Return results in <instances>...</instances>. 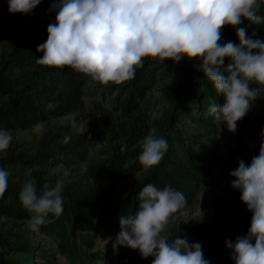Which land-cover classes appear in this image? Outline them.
<instances>
[{
    "label": "clouds",
    "instance_id": "clouds-1",
    "mask_svg": "<svg viewBox=\"0 0 264 264\" xmlns=\"http://www.w3.org/2000/svg\"><path fill=\"white\" fill-rule=\"evenodd\" d=\"M41 3L8 0L13 14L31 13ZM262 7L264 0H53L50 10L56 12V22L47 26L48 38L37 47L43 56L36 63L61 69L69 66L108 86L133 80L145 58L162 64L166 60L179 64L185 57L199 61L195 66L223 97V103H213L209 112L235 133L237 122L264 94V42L249 38L241 27L244 19L264 23ZM226 26L236 30L239 45L220 42ZM11 141V134L0 129V153L8 150ZM168 147L164 138L150 132L138 156L144 171L158 166ZM230 175L235 178L232 187L241 193L252 218L247 234L227 241L226 246L235 264H264V141L251 163L239 160ZM8 176L0 168V198L7 190ZM63 188L64 181L58 180L54 187L44 185L38 193L33 180L25 182L19 199L32 214L30 229L39 231L52 222L49 214H62ZM138 197V211L119 217L120 231L113 243L116 254L120 247H128L139 250L144 259L153 257L152 264H210L200 243H190L186 237L169 242L163 235L169 224L186 214L187 200L181 192L149 183Z\"/></svg>",
    "mask_w": 264,
    "mask_h": 264
},
{
    "label": "trees",
    "instance_id": "trees-1",
    "mask_svg": "<svg viewBox=\"0 0 264 264\" xmlns=\"http://www.w3.org/2000/svg\"><path fill=\"white\" fill-rule=\"evenodd\" d=\"M4 2L8 0H0V14ZM52 3L53 0H42L31 13H20L25 35L4 54L0 62V129L27 130L48 120L85 110L81 83L75 70L69 66L61 69L36 63V59L43 56L42 52H37V47L48 38L47 26L56 22V12L50 10ZM261 14L264 15V7ZM241 27L246 29L249 38L264 42V23L256 25L244 19ZM228 41L239 45L236 30L231 26L223 28L220 42ZM148 62L158 63L145 58L143 68H138L135 78L128 81L130 97L124 101L127 108L135 106L133 97L141 95L147 85L143 76L148 71L145 67ZM199 63L191 61L178 79L168 78L172 86V102L165 118L157 123L154 135L164 138L169 147L158 166L144 171L138 156L142 151L141 142L148 134L138 133L131 126L122 136H114L117 143L105 160L90 165L80 178L49 171L57 165L68 164L73 157H85L86 141L73 132V126L68 125L60 133L47 134L37 144H18L14 148L10 144L4 156L0 153V168L8 172L11 182L3 198H0V218L26 223L30 228L28 222L32 214L19 199L27 180L35 182L38 193L43 191L44 185L52 188L58 180L64 181L62 214L59 217L49 214L48 219L52 222L40 227L42 231L57 233L63 239L68 234V228L69 234L71 231L76 234L95 216L108 228L119 231V217L138 211V194L149 183L161 190L166 186L172 187L185 196L187 205L190 204L194 188L210 175L209 162L214 156V147L205 143L214 126L205 117V110L209 111L213 103H223V97L218 94L213 82L198 70ZM104 134L94 132V136ZM140 172H144L143 178L125 197H119L116 191L119 183ZM251 218L252 213L246 207V213L239 218H227L219 224L195 230L193 243L202 245L204 258L210 264H235L226 242H234L238 236L246 235ZM9 236L15 237V240L10 241ZM26 237L25 231L10 228L7 232H0V246L13 252L33 254L35 247L26 241ZM177 237L181 236H175L169 242ZM114 256L113 264H152L154 259H144L139 250L130 248Z\"/></svg>",
    "mask_w": 264,
    "mask_h": 264
},
{
    "label": "rangeland",
    "instance_id": "rangeland-1",
    "mask_svg": "<svg viewBox=\"0 0 264 264\" xmlns=\"http://www.w3.org/2000/svg\"><path fill=\"white\" fill-rule=\"evenodd\" d=\"M1 11L0 62L4 54L25 35L20 13H11L8 2L3 3ZM157 62L145 65L148 71L143 79L147 85L141 95L133 97L132 101L136 104L129 108L124 105V101L130 97L128 82L103 86L76 72L81 83L84 112L48 120L39 124V128L37 125L27 130H7L12 136V147L37 144L45 135L60 133L68 125L73 126V132L83 136L86 141L85 157H73L68 164L57 165L49 171L72 178L82 177L90 165L105 160L117 143L115 137L122 136L129 126L138 133L149 135L155 132L157 123L165 118L172 102V86L168 80L178 79L191 61L185 57L179 64L172 60H166L163 64ZM204 115L214 124L210 137L205 140V143L214 147V156L209 162L210 175L194 188L192 201L186 205V214L169 224L163 233L168 239L181 236L193 243L195 230L219 224L227 218H239L246 213L247 205L241 201V193L232 187L235 178L230 173L238 167L239 160L250 164L252 157L259 154L264 141V94L253 103L247 115L237 122L235 133L230 132L221 121H216L208 110H205ZM94 132L105 134L94 136ZM4 155L5 152L1 153V156ZM143 174L140 172L121 181L116 190L117 195L125 197L143 178ZM9 184L11 182L8 180ZM10 228L25 231V239L35 247V251L33 254L13 252L0 246V264H113V243L120 231L108 228L97 216L76 234L73 231L69 234L68 228L65 239L57 233L52 234L40 228L39 231H33L26 223L0 218V232H7ZM9 240L14 241L15 237L9 236ZM124 249L129 248L120 247L118 252Z\"/></svg>",
    "mask_w": 264,
    "mask_h": 264
}]
</instances>
